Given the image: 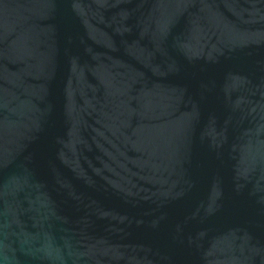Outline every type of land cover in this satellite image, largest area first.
I'll return each instance as SVG.
<instances>
[{"label":"water","instance_id":"1","mask_svg":"<svg viewBox=\"0 0 264 264\" xmlns=\"http://www.w3.org/2000/svg\"><path fill=\"white\" fill-rule=\"evenodd\" d=\"M0 264H264V0H0Z\"/></svg>","mask_w":264,"mask_h":264}]
</instances>
